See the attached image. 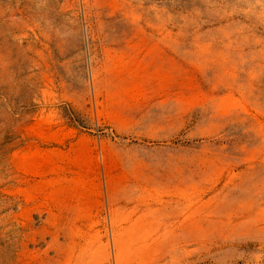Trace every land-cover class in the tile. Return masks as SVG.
<instances>
[{
  "label": "rangeland",
  "instance_id": "374dc122",
  "mask_svg": "<svg viewBox=\"0 0 264 264\" xmlns=\"http://www.w3.org/2000/svg\"><path fill=\"white\" fill-rule=\"evenodd\" d=\"M0 264H264V0H0Z\"/></svg>",
  "mask_w": 264,
  "mask_h": 264
}]
</instances>
